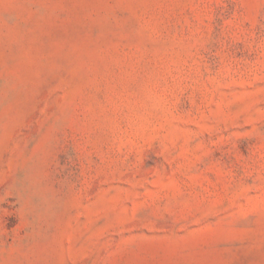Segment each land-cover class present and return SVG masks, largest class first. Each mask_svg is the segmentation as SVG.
<instances>
[{
	"label": "rangeland",
	"instance_id": "374dc122",
	"mask_svg": "<svg viewBox=\"0 0 264 264\" xmlns=\"http://www.w3.org/2000/svg\"><path fill=\"white\" fill-rule=\"evenodd\" d=\"M0 264H264V0H0Z\"/></svg>",
	"mask_w": 264,
	"mask_h": 264
}]
</instances>
